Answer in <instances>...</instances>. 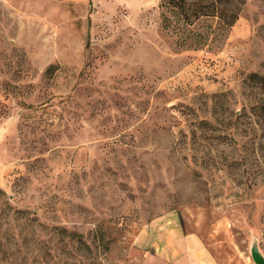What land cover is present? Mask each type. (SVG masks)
Instances as JSON below:
<instances>
[{"label": "rangeland", "instance_id": "rangeland-1", "mask_svg": "<svg viewBox=\"0 0 264 264\" xmlns=\"http://www.w3.org/2000/svg\"><path fill=\"white\" fill-rule=\"evenodd\" d=\"M160 0H0V264L264 255V0L200 50Z\"/></svg>", "mask_w": 264, "mask_h": 264}, {"label": "trees", "instance_id": "trees-1", "mask_svg": "<svg viewBox=\"0 0 264 264\" xmlns=\"http://www.w3.org/2000/svg\"><path fill=\"white\" fill-rule=\"evenodd\" d=\"M245 6L246 0L159 1L163 29L176 36L179 47L193 50L208 46L231 30ZM249 78L264 94V76L252 74Z\"/></svg>", "mask_w": 264, "mask_h": 264}, {"label": "water", "instance_id": "water-1", "mask_svg": "<svg viewBox=\"0 0 264 264\" xmlns=\"http://www.w3.org/2000/svg\"><path fill=\"white\" fill-rule=\"evenodd\" d=\"M251 254L255 264H264V255L256 246L252 248Z\"/></svg>", "mask_w": 264, "mask_h": 264}]
</instances>
